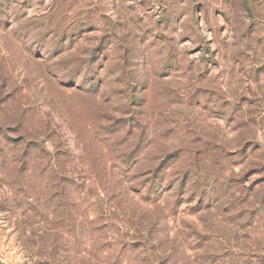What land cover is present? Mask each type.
I'll return each instance as SVG.
<instances>
[{"label": "rangeland", "instance_id": "1", "mask_svg": "<svg viewBox=\"0 0 264 264\" xmlns=\"http://www.w3.org/2000/svg\"><path fill=\"white\" fill-rule=\"evenodd\" d=\"M0 264H264V0H0Z\"/></svg>", "mask_w": 264, "mask_h": 264}]
</instances>
